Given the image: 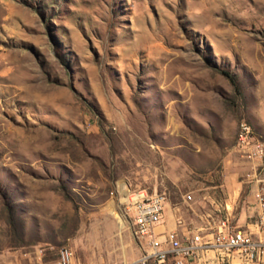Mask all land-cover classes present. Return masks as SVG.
Returning a JSON list of instances; mask_svg holds the SVG:
<instances>
[{"label":"rangeland","instance_id":"374dc122","mask_svg":"<svg viewBox=\"0 0 264 264\" xmlns=\"http://www.w3.org/2000/svg\"><path fill=\"white\" fill-rule=\"evenodd\" d=\"M243 120L264 137V0H0V264L140 257L122 187L237 223Z\"/></svg>","mask_w":264,"mask_h":264},{"label":"built area","instance_id":"2783aa9c","mask_svg":"<svg viewBox=\"0 0 264 264\" xmlns=\"http://www.w3.org/2000/svg\"><path fill=\"white\" fill-rule=\"evenodd\" d=\"M236 145L249 161L254 181L243 223L231 224L228 217L221 218L212 231L203 233L206 228L191 227L177 215L173 221L184 230L165 229L169 221L165 191L122 187L117 214L143 248L140 257L122 264H264V137L243 120ZM73 256L71 248L63 244L55 264H74Z\"/></svg>","mask_w":264,"mask_h":264},{"label":"crops","instance_id":"0c3cea01","mask_svg":"<svg viewBox=\"0 0 264 264\" xmlns=\"http://www.w3.org/2000/svg\"><path fill=\"white\" fill-rule=\"evenodd\" d=\"M254 187V186H253ZM252 187V189H253ZM252 189H251V192H252ZM248 212V210L244 213L243 215V218L240 220L237 221V224L240 225L241 223H243V220L245 218V214ZM167 218L169 219L168 223L166 224V226H164L165 229H173V228H177L179 232L183 231L184 230V227L183 225H179V226H176L174 221L172 219L169 218V216L167 215Z\"/></svg>","mask_w":264,"mask_h":264},{"label":"bare ground","instance_id":"6f19581e","mask_svg":"<svg viewBox=\"0 0 264 264\" xmlns=\"http://www.w3.org/2000/svg\"><path fill=\"white\" fill-rule=\"evenodd\" d=\"M117 213V212H116ZM117 216H118V218L120 219V221H121V224H123V221H122V219L119 217V215L117 214Z\"/></svg>","mask_w":264,"mask_h":264},{"label":"trees","instance_id":"16d2710c","mask_svg":"<svg viewBox=\"0 0 264 264\" xmlns=\"http://www.w3.org/2000/svg\"><path fill=\"white\" fill-rule=\"evenodd\" d=\"M223 73H225V71H222ZM225 75L227 76V74L225 73Z\"/></svg>","mask_w":264,"mask_h":264}]
</instances>
